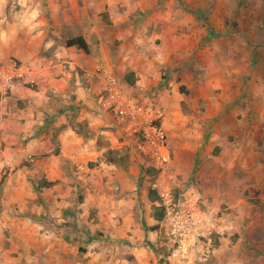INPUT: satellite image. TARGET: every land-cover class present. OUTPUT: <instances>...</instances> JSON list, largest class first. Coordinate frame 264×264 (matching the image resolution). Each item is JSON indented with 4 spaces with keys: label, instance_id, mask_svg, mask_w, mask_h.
Returning a JSON list of instances; mask_svg holds the SVG:
<instances>
[{
    "label": "rangeland",
    "instance_id": "rangeland-1",
    "mask_svg": "<svg viewBox=\"0 0 264 264\" xmlns=\"http://www.w3.org/2000/svg\"><path fill=\"white\" fill-rule=\"evenodd\" d=\"M77 35L89 53L68 48ZM96 59L163 108L167 181L177 198L201 192L217 221L205 264H264V0H0V69L29 67L37 81L14 85L35 88L74 60L84 75ZM11 105L23 108L9 98L5 118ZM119 139L105 158L57 162L51 189L35 155L0 165V264H167L157 245L165 212L149 198L157 173L123 130ZM7 180L30 183L37 198L5 194ZM52 200L59 214H35Z\"/></svg>",
    "mask_w": 264,
    "mask_h": 264
},
{
    "label": "crops",
    "instance_id": "crops-1",
    "mask_svg": "<svg viewBox=\"0 0 264 264\" xmlns=\"http://www.w3.org/2000/svg\"><path fill=\"white\" fill-rule=\"evenodd\" d=\"M71 47L74 46H68ZM94 61L91 67L83 69L92 70L96 63ZM79 64L80 62L74 60L69 65L70 69L66 70L62 63H57L54 68L65 75L57 77L48 71L35 88L20 83L14 85L10 102L20 103L23 108L9 106L7 116L0 125V165L13 162L12 159L27 160L35 155V176H44L47 181L55 184L56 178L60 177V170L56 168L57 162L102 159L106 152L121 146L119 136L122 130L120 132V128L101 107L98 99L99 91L104 87L103 80L98 76L87 77L85 73L86 77L78 75L75 68ZM56 146L60 147L61 153L52 152ZM45 152L50 155L43 156ZM112 173L113 171L104 172L107 175ZM126 177L129 178V175ZM9 182L7 180L3 183L5 194L10 190L17 200H21L26 191V196H30L32 202L37 198L38 194L30 183L24 181L20 185H9ZM53 185L47 187L41 184L44 189H51ZM200 194L203 196L201 192ZM49 203L50 205L44 203L39 206L34 204L35 214L43 211V214L50 217L59 214V203H55V200ZM228 243L229 239L217 250L228 249ZM232 249H239V245H234Z\"/></svg>",
    "mask_w": 264,
    "mask_h": 264
},
{
    "label": "built area",
    "instance_id": "built-area-1",
    "mask_svg": "<svg viewBox=\"0 0 264 264\" xmlns=\"http://www.w3.org/2000/svg\"><path fill=\"white\" fill-rule=\"evenodd\" d=\"M85 74L103 80L104 87L98 95L101 107L123 130L124 136L135 142L157 173L151 186L159 195L157 204L165 212L157 245L166 253V263L205 264L215 249L214 232H219L217 221L213 212L201 209V196L198 193H182L177 198L167 181L166 175L172 168L173 152L164 124L163 108L137 100L114 71L106 68L100 59H96L95 67L85 70ZM17 78L24 80H18L21 83L27 82L30 85L37 82L35 72L29 67L21 66L12 71L0 69L1 105L9 100ZM4 109L0 108V125L4 121Z\"/></svg>",
    "mask_w": 264,
    "mask_h": 264
},
{
    "label": "trees",
    "instance_id": "trees-1",
    "mask_svg": "<svg viewBox=\"0 0 264 264\" xmlns=\"http://www.w3.org/2000/svg\"><path fill=\"white\" fill-rule=\"evenodd\" d=\"M67 45L68 46H75L78 49H81V50L85 51L86 53L90 52V46H89L88 42L86 41V39H85V37L83 35H77V36L69 38L67 40ZM130 80H131L130 84L134 83V79H130ZM41 184L44 185V186L49 187V186L53 185L54 182L44 180V181H42ZM149 198H150L151 201H155L156 198H158L157 192L155 190H151L150 193H149ZM163 214H164L163 211L161 213H158V216H156V218L157 219H162Z\"/></svg>",
    "mask_w": 264,
    "mask_h": 264
}]
</instances>
